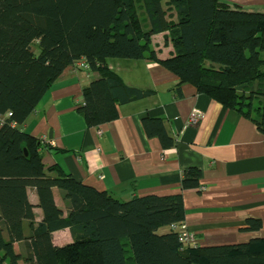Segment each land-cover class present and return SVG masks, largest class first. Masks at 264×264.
Segmentation results:
<instances>
[{"label": "trees", "instance_id": "16d2710c", "mask_svg": "<svg viewBox=\"0 0 264 264\" xmlns=\"http://www.w3.org/2000/svg\"><path fill=\"white\" fill-rule=\"evenodd\" d=\"M164 31L174 52L161 59L151 37ZM263 50L264 11L218 0H0V264H264V238L181 249L172 225L184 222L182 192L199 186V168L183 169L178 193L121 200L58 165L46 168L42 150L52 147L20 127L80 60L99 75L82 89L86 125L114 120L120 103L152 94L109 69L108 59L127 58L157 62L177 87L193 85L264 135ZM143 125L163 147L174 144L162 119ZM261 225L247 218L242 229ZM65 228L70 240L58 246L53 233Z\"/></svg>", "mask_w": 264, "mask_h": 264}, {"label": "crops", "instance_id": "0c3cea01", "mask_svg": "<svg viewBox=\"0 0 264 264\" xmlns=\"http://www.w3.org/2000/svg\"><path fill=\"white\" fill-rule=\"evenodd\" d=\"M218 1L264 11V0ZM166 36L164 31L151 37L161 59L174 52ZM107 64L126 85L152 94L120 103L117 118L89 127L79 110L82 89L99 75L67 66L20 126L52 147L42 150L44 166L58 165L75 179L121 200L178 193L183 169L197 167L199 186L182 192V230L192 233L198 246L264 238V135L256 125L189 83L177 87L178 77L157 62L110 58ZM193 111L202 115L196 124L189 123ZM145 117L162 119L174 144L163 147L157 136L149 135ZM28 197L36 200L33 187L28 188ZM54 197L60 198L57 189ZM35 213L38 220L41 210L35 208ZM247 218H259L261 227L242 229ZM167 230L164 226L158 232ZM60 233L67 237L58 243ZM69 240L67 228L53 233L58 246Z\"/></svg>", "mask_w": 264, "mask_h": 264}, {"label": "built area", "instance_id": "2783aa9c", "mask_svg": "<svg viewBox=\"0 0 264 264\" xmlns=\"http://www.w3.org/2000/svg\"><path fill=\"white\" fill-rule=\"evenodd\" d=\"M74 66H75L77 69H78V68H86V63H85V61L80 60V61H78ZM196 119H197V117H194V116H193V117L191 118V121H192V122H195ZM181 226H182L181 224H176V225H172V228H173L175 231H177V232L180 233L179 240L181 241V244H182L181 249H184V248H186V247H188V246L193 245V244L196 242V240H195V237L193 236L192 233H189V232L183 231L182 228H181Z\"/></svg>", "mask_w": 264, "mask_h": 264}, {"label": "bare ground", "instance_id": "6f19581e", "mask_svg": "<svg viewBox=\"0 0 264 264\" xmlns=\"http://www.w3.org/2000/svg\"><path fill=\"white\" fill-rule=\"evenodd\" d=\"M264 53V50L262 51V54ZM79 69H86V68H79ZM197 117V119H196V121L195 122H192L191 121V118L192 117ZM201 118H202V115H199V113L197 112V111H193V113L190 115V117H189V123H191V124H196V123H198L200 120H201ZM194 236V235H193ZM195 240H196V242L193 244V245H191V246H188V247H186V248H184V249H187V248H191V247H195V246H198L197 245V239L195 238ZM181 246H182V244H181ZM183 250V249H182Z\"/></svg>", "mask_w": 264, "mask_h": 264}, {"label": "rangeland", "instance_id": "374dc122", "mask_svg": "<svg viewBox=\"0 0 264 264\" xmlns=\"http://www.w3.org/2000/svg\"><path fill=\"white\" fill-rule=\"evenodd\" d=\"M8 115H9V113H8ZM1 123H2V118L0 117V125H1ZM43 162V161H42ZM54 199H55V201L57 202V203H60V198L59 197H54ZM57 199V200H56ZM30 202L33 204V205H35L36 204V202H37V198H36V200H30ZM56 237H57V241H58V243H60L61 241H63L62 239L63 238H65V237H67L66 236V233H60L59 235H56Z\"/></svg>", "mask_w": 264, "mask_h": 264}, {"label": "water", "instance_id": "95a60500", "mask_svg": "<svg viewBox=\"0 0 264 264\" xmlns=\"http://www.w3.org/2000/svg\"><path fill=\"white\" fill-rule=\"evenodd\" d=\"M51 135L49 134V137H50ZM25 152V154H26V151H24Z\"/></svg>", "mask_w": 264, "mask_h": 264}]
</instances>
